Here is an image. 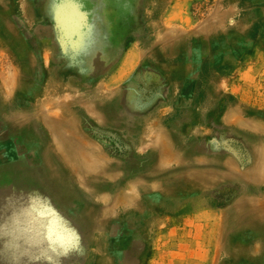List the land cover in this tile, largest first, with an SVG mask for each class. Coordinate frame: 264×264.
I'll use <instances>...</instances> for the list:
<instances>
[{"label": "rangeland", "instance_id": "rangeland-1", "mask_svg": "<svg viewBox=\"0 0 264 264\" xmlns=\"http://www.w3.org/2000/svg\"><path fill=\"white\" fill-rule=\"evenodd\" d=\"M262 5L0 0V264H264Z\"/></svg>", "mask_w": 264, "mask_h": 264}, {"label": "bare ground", "instance_id": "bare-ground-1", "mask_svg": "<svg viewBox=\"0 0 264 264\" xmlns=\"http://www.w3.org/2000/svg\"><path fill=\"white\" fill-rule=\"evenodd\" d=\"M261 5V4H260ZM264 6V5H262ZM245 9V8H244ZM246 10V9H245ZM247 12V11H246ZM255 12V11H254ZM248 18V17H247ZM216 33V32H215ZM12 35V34H11ZM219 36V35H218ZM18 37V36H17ZM18 44V43H17ZM20 44V43H19ZM12 47V46H11ZM18 51V50H17ZM17 53V52H16ZM18 55V53H17ZM16 58V57H15ZM14 61V60H13ZM17 62V61H16ZM29 63V62H28ZM23 65V64H22ZM19 67V66H18ZM16 79V78H15ZM5 87V86H4ZM18 90V89H17ZM6 91V90H5ZM8 92V91H7ZM6 92V94H7ZM15 94V93H14ZM112 109V108H111ZM110 111V110H109ZM55 115V114H54ZM53 116V115H52ZM63 130V129H62ZM61 130V131H62ZM6 133V132H5ZM71 144V143H70ZM57 145V144H56ZM81 147V146H80ZM72 150H75L74 147L72 148ZM166 150V148H165ZM73 152V151H72ZM168 152V151H167ZM74 153V152H73ZM76 153V151H75ZM169 153V152H168ZM73 156V155H72ZM166 156V155H165ZM82 157V156H81ZM80 157V158H81ZM83 159V158H81ZM260 159H264V153L260 154ZM3 162V161H2ZM1 162V163H2ZM0 163V164H1ZM231 162H227L225 163V166H230ZM84 168V167H83ZM79 169V168H78ZM81 170H83L81 168ZM85 170V169H84ZM194 180H198V176L193 177V174L187 173L184 176V183L186 184L187 182H189L190 180L193 181ZM181 183V182H180ZM183 184V183H182ZM206 184V183H205ZM176 185V184H175ZM32 189V188H31ZM175 189V188H174ZM178 189V188H177ZM35 190V189H34ZM24 191V190H23ZM37 191V190H36ZM181 191V190H180ZM248 191H253V192H257V188H251L249 186L244 187L243 189H240V198L239 200L236 202V204L234 205V207L232 209L233 213L232 216L234 218L233 222H234V226L231 225L230 223L227 224L226 230L227 233L223 234L222 236H219L218 239V244L220 246H226L225 244L228 245H233V244H242L244 246H246L248 243H250L253 239H264V227L261 226L258 222H257V215L259 213V211L253 210L251 205H253L254 201L250 198L246 197V192ZM22 194V192H20ZM26 193V192H25ZM25 193H23L24 195H26ZM38 193V192H37ZM31 194V193H30ZM179 194V193H178ZM18 197V195H17ZM161 198V197H160ZM163 198V197H162ZM17 199V198H16ZM19 199V198H18ZM156 199V198H155ZM26 200V199H25ZM154 200V199H153ZM23 200H21L22 202ZM27 201V200H26ZM29 201H31L29 199ZM68 202V201H67ZM164 202V201H163ZM11 203V202H10ZM15 200H14V204H15ZM30 203V202H29ZM148 203V202H147ZM19 204V203H17ZM33 204V203H32ZM163 204V203H162ZM2 205V204H0ZM4 205V204H3ZM31 205V204H30ZM34 205V204H33ZM43 205V204H42ZM120 205V204H119ZM124 205V204H123ZM174 205V204H173ZM6 206V204H5ZM36 206V205H35ZM167 207V206H166ZM34 208V207H33ZM42 208V207H41ZM5 210V209H4ZM1 211V210H0ZM8 211V210H7ZM27 211V209L25 210V212ZM29 211V210H28ZM32 211V210H31ZM6 211H4L3 213H5ZM24 212V213H25ZM2 213V212H0ZM8 213V212H6ZM18 213V212H15ZM21 214V213H20ZM19 214V217H20ZM29 214V213H28ZM45 214V213H44ZM3 216V215H2ZM18 216V214H17ZM22 216V215H21ZM138 216V215H137ZM13 217V216H12ZM9 218V216H8ZM11 219V218H10ZM14 219V218H13ZM21 219V218H20ZM48 219V218H47ZM3 220V219H2ZM6 220V218H5ZM48 221V220H47ZM20 222V221H19ZM26 222V221H24ZM129 222V221H128ZM2 223V222H1ZM21 224L23 223L22 221L20 222ZM19 223V224H20ZM32 224V223H31ZM7 225V224H6ZM28 225V222H27ZM41 225V223H40ZM5 226V225H4ZM31 226V225H30ZM34 226V225H32ZM6 227V226H5ZM4 227V228H5ZM25 227V226H24ZM235 227V232H229V230L231 228ZM8 228V227H7ZM20 228V226H19ZM51 230V229H49ZM48 233V232H47ZM45 234V233H44ZM19 235V234H18ZM1 237V236H0ZM31 237V236H30ZM43 238L45 239V236H43ZM49 241V240H48ZM216 243V242H214ZM213 243V244H214ZM46 244V243H45ZM49 245V243H48ZM215 245V244H214ZM2 246V245H1ZM241 246V245H240ZM257 247V245H255ZM231 247V246H230ZM234 247V246H233ZM232 247V248H233ZM231 248V249H232ZM236 248V247H235ZM237 253V252H236ZM236 255V254H235ZM31 256V255H30ZM29 256V257H30ZM4 257V256H3ZM214 257V256H213ZM235 257V256H234ZM2 258V257H1ZM3 259V258H2ZM240 259V258H239ZM101 260V259H99ZM103 260V259H102ZM245 260V259H244ZM3 261V260H2ZM15 261V260H14ZM97 261V260H96ZM104 261V260H103ZM102 261V262H103ZM247 261V260H246ZM263 262V261H262ZM99 263V262H98ZM251 263V262H249ZM256 263V262H255ZM254 263V264H255ZM104 264V263H103ZM243 264V263H242Z\"/></svg>", "mask_w": 264, "mask_h": 264}]
</instances>
